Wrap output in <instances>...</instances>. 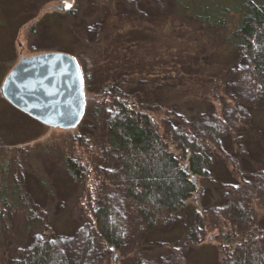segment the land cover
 <instances>
[{
    "label": "rangeland",
    "instance_id": "rangeland-1",
    "mask_svg": "<svg viewBox=\"0 0 264 264\" xmlns=\"http://www.w3.org/2000/svg\"><path fill=\"white\" fill-rule=\"evenodd\" d=\"M75 2L33 0V19L12 40L14 52L6 62L1 96L4 98L1 87L6 75L22 56L67 52L78 62L81 59V70V63H86L95 77L105 70L110 78L115 68L109 66L118 68L117 57L130 54L135 65L144 63L155 76L160 74L161 80H157L152 93L145 92L144 96L136 95L142 89L125 85V98L133 106L142 101L153 110L161 107L157 115L171 117L180 131L199 139L211 156L208 178L198 179L197 196L183 208L165 213L154 227H146L136 203L127 194L118 155L109 144L108 121L118 107L98 87L88 92L84 80V113L73 129L53 128L16 110L18 114L11 113L17 129L11 131L14 145L8 147V152L13 149L10 175L12 178L18 171L23 177L21 194L26 204H20L15 212L6 209L1 219L0 264H21L35 245L47 241L68 264H232V256L220 242L229 228L233 203L252 212L258 220V231L264 235V101L257 95L260 83L248 68L245 52L244 58L234 56L237 60L225 68L219 56L215 57L217 52H208L205 45L195 50L198 37L188 32L190 25L171 32V25L163 17L171 7L170 0H122L118 12L123 22L120 20L111 30L107 22L95 17V6L90 8L92 4L84 2L74 20L60 17L55 26L50 27L48 22L47 27L38 26L32 34V26L53 13L48 11L61 5L72 8ZM135 9L155 19L151 26L146 25L150 32L129 29L132 20L137 25L147 21L137 13L129 19L127 15ZM20 12V17H27ZM9 36L0 27V54L4 51L6 58ZM68 37L76 38L74 44ZM99 40L104 56L93 52ZM70 44L73 52L67 49ZM194 52L201 59L195 56L184 67V58ZM213 124L225 132L218 143L205 134V127ZM66 158L79 162L80 180L67 170ZM106 204L121 218L123 234L118 247L97 231L95 212ZM29 210H33L38 223L28 225ZM195 212L201 217L196 230Z\"/></svg>",
    "mask_w": 264,
    "mask_h": 264
},
{
    "label": "trees",
    "instance_id": "trees-1",
    "mask_svg": "<svg viewBox=\"0 0 264 264\" xmlns=\"http://www.w3.org/2000/svg\"><path fill=\"white\" fill-rule=\"evenodd\" d=\"M57 1L64 2V0ZM121 1L76 0L72 8L65 9L64 5L56 6L57 9L48 11L53 13H47L41 18L40 23L32 26L31 32L36 33L34 29L37 30L38 26L47 27L48 22L50 27L55 26L60 17L68 18L69 21L74 20L79 7L84 2L91 3L90 8L94 6L96 8L97 5V9L94 8L95 17L97 16L99 21L102 19L107 22L111 30L120 20L123 22L124 17L118 12ZM169 4L171 7L168 8V14L163 17H166L167 24L171 25V32L189 24L188 32L198 37L197 43L193 46L195 50L205 45L208 52H217L215 57L219 56L218 60L225 65V68L231 67V64L237 60L234 56L239 55L244 58L243 52H245L248 68L254 79L260 83L257 95L264 101V0H170ZM32 7L33 0H0V27L7 30L11 38V42L6 45L9 57L6 58L4 51L0 54V83L6 72V62L12 59L11 53L14 52L11 47L12 40L18 38L20 29L29 24L28 22L34 17L30 14L34 12ZM44 7L43 5L38 11H42ZM135 8L137 9L136 6ZM136 9L130 10L127 17L135 18L137 13L139 18L147 21L137 25L133 24L132 20L129 29L150 32V27L147 26H151L155 19H148L147 13L140 10L136 12ZM19 12L28 15L20 17ZM73 32L76 35L74 30ZM68 40L74 44L76 38L68 37ZM211 40L217 41V44L213 45ZM100 43L102 40L96 42L93 52H96L97 56H104L105 54H101L103 50ZM65 47L66 45L63 46V50L66 49ZM140 47L146 50L142 43ZM67 49L73 52L71 44ZM105 51L107 52V49ZM195 56L198 60L201 59L196 52L188 54V57L184 58L183 66L190 65ZM128 57H130L129 61H126ZM117 60L118 68L109 66L115 68L110 72V78H107L108 74L105 70L101 71L99 77H95L92 68L89 70L86 63H81L82 74L87 82L88 92L96 86L118 107L117 112L108 121L110 148L118 155L128 185V196L136 203L146 227L151 228L156 225L159 217L165 213L172 214L179 211L190 199L197 196L200 185L198 179L208 178L211 156L199 139L180 131L171 117L157 115L156 112L160 111L161 107L153 110L142 101L133 106L125 98V85H135L134 88L138 91L142 89L136 95L144 96L145 92L152 93L157 80H161L160 74L155 76L152 70L147 69L150 67L144 63L136 62L138 65H135V59H131L130 54L121 57L119 55ZM14 110L23 113L5 101L0 93V229L6 209L15 212L20 204L24 206L26 204L21 194L23 177L18 171L12 178L10 175L12 168L10 152L13 149L8 152V147L14 145L11 131L17 129L13 117L17 112L14 113ZM205 134L212 142L218 143L225 132L220 125L213 124L205 127ZM66 162L67 170L80 180L82 168L79 162L71 158H66ZM27 214L28 225L39 222L33 210H29ZM229 214L230 225L223 234L220 245L226 254L232 256V264H264V235L258 231L257 218L240 203H233ZM200 218L195 212L193 215L195 230ZM95 221L97 231L108 243L117 247L121 245L123 234L121 218L110 204L96 210ZM21 264L68 263L65 257L56 251L53 244L47 241L35 245Z\"/></svg>",
    "mask_w": 264,
    "mask_h": 264
},
{
    "label": "water",
    "instance_id": "water-1",
    "mask_svg": "<svg viewBox=\"0 0 264 264\" xmlns=\"http://www.w3.org/2000/svg\"><path fill=\"white\" fill-rule=\"evenodd\" d=\"M1 91L13 107L53 128L73 129L83 117L84 78L77 58L67 52L22 56Z\"/></svg>",
    "mask_w": 264,
    "mask_h": 264
},
{
    "label": "snow or ice",
    "instance_id": "snow-or-ice-1",
    "mask_svg": "<svg viewBox=\"0 0 264 264\" xmlns=\"http://www.w3.org/2000/svg\"><path fill=\"white\" fill-rule=\"evenodd\" d=\"M69 7H70V5H69Z\"/></svg>",
    "mask_w": 264,
    "mask_h": 264
}]
</instances>
